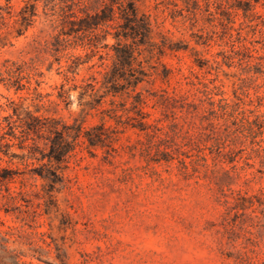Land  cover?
Returning <instances> with one entry per match:
<instances>
[{"label":"rangeland","instance_id":"rangeland-1","mask_svg":"<svg viewBox=\"0 0 264 264\" xmlns=\"http://www.w3.org/2000/svg\"><path fill=\"white\" fill-rule=\"evenodd\" d=\"M26 1H10L11 19L5 2L0 1L5 23L0 20V126L2 118L12 114L7 100L30 110L35 103L42 104L37 115L70 122L79 109L77 92L71 91V104L64 107L57 99L58 86L65 83V75L73 76L67 72L69 56L83 58L84 51L68 49L52 56L50 43L57 29L43 16L41 3L33 26L17 37L16 15ZM187 1L138 4L140 11L157 19L172 41L188 46L186 51L161 58L172 74L168 82L156 80L152 88L186 91L189 86L181 78L187 76L196 83L194 74L217 86L224 98L264 116V1L246 13L237 9L243 5L234 0ZM107 42L113 40L109 37ZM223 55L232 59L215 72L211 66L221 62ZM257 57L263 74L255 73ZM88 66H81L66 87L80 85L90 74ZM6 67L22 78L24 90L15 91L9 85L14 79L8 80ZM37 93L43 97L41 102L33 100ZM152 103L144 108L152 114L148 122L160 117ZM98 123L97 116H87L84 125ZM109 126L114 127V121ZM118 129L117 149L145 139L129 125ZM262 138L264 147V133ZM8 143L10 154L22 153L16 141ZM91 151L95 156L76 149L75 160L67 169L58 170L63 187L55 188L40 177L46 169L39 163L0 154V166L17 173L7 188L0 187V247L7 251L0 250V264H11L14 257L18 264H264V150L250 156L243 152L232 164L221 165L224 169L234 165L232 174L239 177L232 189L246 197L243 224L232 214L224 220L222 199L217 201L204 180L195 185L176 175L170 168L175 161L170 167L163 162L153 164L161 175L158 178L137 151L133 156L119 151L109 160L102 150ZM204 153L208 156V150ZM226 195L233 201L228 191Z\"/></svg>","mask_w":264,"mask_h":264},{"label":"trees","instance_id":"trees-1","mask_svg":"<svg viewBox=\"0 0 264 264\" xmlns=\"http://www.w3.org/2000/svg\"><path fill=\"white\" fill-rule=\"evenodd\" d=\"M1 1V0H0ZM5 2L8 18L10 1ZM146 0H28L16 17L19 24L17 37L21 36L34 24L37 17V4L42 5L43 16L57 29V34L50 43L52 56L68 49L80 48L84 57L70 55L71 64L67 72L77 74L83 65H89L90 72L80 85L70 84L74 78L65 75V83L58 86L59 104L69 107L71 91L77 92L78 111L70 116L71 121L62 118L37 115L42 104L35 103L34 109L20 106L7 100L5 104L12 114L2 118L0 126V154L18 158L22 162H37L46 173L39 174L49 182L51 188L63 187V178L58 173L67 169L71 160L76 158V149L83 148L91 156V150L100 149L104 159L113 158V154L123 152L130 156L137 151L145 160L146 168L156 177L161 175L153 164L162 162L176 170V175L183 180H193L199 185L204 180L217 201L222 199L225 220L229 215L245 222L244 206L246 197L240 190L232 189L237 174H232L235 167L224 169L222 164H232L234 157L243 152L258 154L264 147V116L254 114L239 102L224 98L219 88L204 79L182 76L181 80L189 86L186 91L168 92L155 90L156 80L168 82L172 70L162 63L161 58L187 50V44L174 42L160 29V23L151 14L139 10L138 4ZM187 1V0H184ZM243 5L237 6L244 13L254 10L264 0H234ZM189 1L185 2L188 3ZM264 5V2L261 4ZM176 7V5L174 4ZM2 25L4 17L0 14ZM109 37L113 43L109 44ZM97 62L93 63L94 59ZM223 55L222 61H214L211 68L218 72L221 63L231 60ZM260 57L256 58L257 71L263 74ZM59 61V58H55ZM242 65L243 59L239 60ZM8 63V61H5ZM202 69V65L198 64ZM247 68H250L246 64ZM9 83L15 91L24 90L21 77H15L6 67ZM182 81L178 84L182 85ZM220 98L215 99V96ZM43 97L35 94L34 101L41 102ZM151 108L159 109L160 117L151 119L152 114L144 111L148 102ZM58 103L55 106L59 105ZM87 116H97L99 123L85 126ZM115 126H109V121ZM130 126L144 134V140L134 144L114 147L117 142L119 127ZM121 133V131H120ZM16 141L21 154L9 153V141ZM208 150V156L204 153ZM0 157V161H1ZM210 160V162H209ZM16 172L0 166V187L11 183ZM248 179L243 184H248ZM226 191L229 192V201ZM11 198V197H10ZM259 205L262 200L253 196ZM7 253L6 247H0ZM17 257L11 258V264H18Z\"/></svg>","mask_w":264,"mask_h":264}]
</instances>
